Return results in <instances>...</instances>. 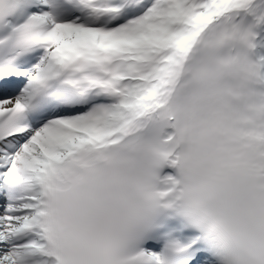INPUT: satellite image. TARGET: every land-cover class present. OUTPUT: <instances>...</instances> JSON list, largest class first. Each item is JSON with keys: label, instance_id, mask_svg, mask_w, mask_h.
<instances>
[{"label": "snow or ice", "instance_id": "1", "mask_svg": "<svg viewBox=\"0 0 264 264\" xmlns=\"http://www.w3.org/2000/svg\"><path fill=\"white\" fill-rule=\"evenodd\" d=\"M0 264H264V0H0Z\"/></svg>", "mask_w": 264, "mask_h": 264}]
</instances>
